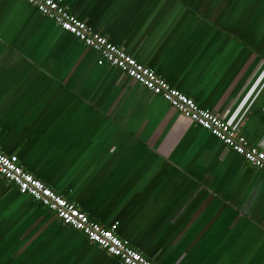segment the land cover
<instances>
[{"label":"crops","instance_id":"1","mask_svg":"<svg viewBox=\"0 0 264 264\" xmlns=\"http://www.w3.org/2000/svg\"><path fill=\"white\" fill-rule=\"evenodd\" d=\"M251 145L264 0H58ZM0 152L155 264H264V175L59 29L0 0ZM0 264H120L0 178Z\"/></svg>","mask_w":264,"mask_h":264},{"label":"built area","instance_id":"2","mask_svg":"<svg viewBox=\"0 0 264 264\" xmlns=\"http://www.w3.org/2000/svg\"><path fill=\"white\" fill-rule=\"evenodd\" d=\"M24 1L32 5L43 17L52 20L59 29L73 35L84 46L95 52L101 62L119 70L153 95L161 97L180 115L209 132L264 175V150L251 145L240 130L231 125L225 117L202 109L192 98L172 88L123 48L109 42L99 33L93 32L58 0ZM0 178L7 185H13L20 194L30 197L47 209L63 225L80 232L89 243L118 260L120 264H155L117 235V223L105 227L92 221L74 203L23 170L17 156L0 152Z\"/></svg>","mask_w":264,"mask_h":264},{"label":"water","instance_id":"3","mask_svg":"<svg viewBox=\"0 0 264 264\" xmlns=\"http://www.w3.org/2000/svg\"><path fill=\"white\" fill-rule=\"evenodd\" d=\"M62 5V4H61ZM257 147L259 148V149H261V150H264V135H263V137H262V139H261V141L257 144ZM114 224V223H113ZM112 225V224H111ZM110 225V226H111ZM106 227V226H105ZM107 227H109V226H107ZM117 231V230H116Z\"/></svg>","mask_w":264,"mask_h":264}]
</instances>
